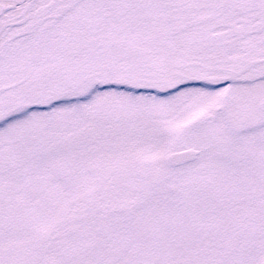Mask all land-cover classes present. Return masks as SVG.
I'll list each match as a JSON object with an SVG mask.
<instances>
[{
  "label": "snow or ice",
  "instance_id": "obj_1",
  "mask_svg": "<svg viewBox=\"0 0 264 264\" xmlns=\"http://www.w3.org/2000/svg\"><path fill=\"white\" fill-rule=\"evenodd\" d=\"M0 264H264V0H0Z\"/></svg>",
  "mask_w": 264,
  "mask_h": 264
}]
</instances>
